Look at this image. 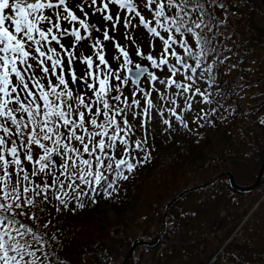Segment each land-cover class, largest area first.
I'll return each mask as SVG.
<instances>
[{"label":"snow or ice","instance_id":"obj_1","mask_svg":"<svg viewBox=\"0 0 264 264\" xmlns=\"http://www.w3.org/2000/svg\"><path fill=\"white\" fill-rule=\"evenodd\" d=\"M233 9L231 0H0V264H65L46 208L118 195V182L151 161L155 124L215 123L203 89L236 46L223 43L235 35Z\"/></svg>","mask_w":264,"mask_h":264},{"label":"trees","instance_id":"obj_2","mask_svg":"<svg viewBox=\"0 0 264 264\" xmlns=\"http://www.w3.org/2000/svg\"><path fill=\"white\" fill-rule=\"evenodd\" d=\"M231 2L238 11L232 10L228 31L235 35L223 43L236 46L221 53L229 58L216 63L215 83L203 89L214 97L215 123L196 127L188 150H178L168 164L151 155L126 182L130 192L122 189L112 199L103 194L83 209H61L55 201L46 208L42 220L51 219L55 243L62 245L55 250L66 263L122 264L135 241L151 243L162 233L167 204L198 188L171 205L158 242L137 247L130 264H264V187L238 193L227 176L212 181L229 172L237 185L250 186L264 151L258 123L264 120V10L261 0Z\"/></svg>","mask_w":264,"mask_h":264},{"label":"rangeland","instance_id":"obj_3","mask_svg":"<svg viewBox=\"0 0 264 264\" xmlns=\"http://www.w3.org/2000/svg\"><path fill=\"white\" fill-rule=\"evenodd\" d=\"M144 39H145L144 36L142 35L139 36L140 41H143ZM198 107L199 105L194 104V108H198ZM185 115L186 116L194 115V113L191 114L185 113ZM188 124H189V128L174 127L171 131L168 132L164 131V126L162 124H155L150 129L151 138L148 141V143L151 145V155L158 157L161 163L168 164L174 158L175 153H178L177 152L178 150L186 152L188 150V147L190 146L189 145L190 141L193 139V137L196 134L197 122L188 119ZM187 157L188 156H186L185 160H188ZM126 182L127 181L118 182L120 184V191L122 189L125 190L128 189L127 188L128 184H126ZM130 191L131 188L128 189V192ZM113 195H115V193ZM105 197H106L105 199L108 198L107 196ZM102 200H103L102 202H105L104 199ZM105 205L107 209L108 218L110 220H113L114 215L112 213V208L107 202L105 203ZM148 257L149 255L145 254V258ZM144 262H146V259H144L142 264H144Z\"/></svg>","mask_w":264,"mask_h":264},{"label":"water","instance_id":"obj_4","mask_svg":"<svg viewBox=\"0 0 264 264\" xmlns=\"http://www.w3.org/2000/svg\"><path fill=\"white\" fill-rule=\"evenodd\" d=\"M261 2H262V5H263V7H264V0H261ZM263 153H264V151H263ZM221 176H227L228 179H229L230 187H231L234 191H236V192H238V193H246V192H249V191L256 190L257 188H259V187H261V186L264 185V158H262V164H261V167H260V169H259L258 175H257V177H256V179H255V181H254V183L251 184L250 186L243 187V186H239V185H237V184L235 183V181H234V178H233L232 174L229 173V172H224V173L218 175V176H217L216 178H214L212 181L218 179V178L221 177ZM204 186H205V185H204ZM196 189H198V188H191V189H187V190L183 191V192L180 193L176 198L172 199V200L167 204L166 209H165V214H164L163 219H162V221H163V230H162V233H163L164 230L166 229V221H165V218H166L167 212H168L169 208L171 207V205H173L178 199H180V198H181L183 195H185L186 193L192 192V191H194V190H196ZM162 233H161V234H162ZM161 234L158 235V236H157V237H156L151 243H147V242H145V241H143V240H142V241H135V242L132 244L130 250L128 251L126 257L124 258L122 264H130L131 259H132V257H133V252H134V250H135L137 247H139V246H143V245H144V246H151V247L154 246V245L158 242L159 238L161 237Z\"/></svg>","mask_w":264,"mask_h":264}]
</instances>
